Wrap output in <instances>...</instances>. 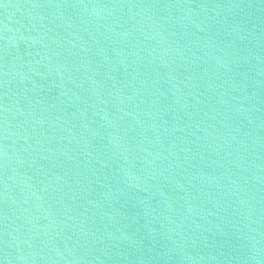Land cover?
<instances>
[{
	"label": "water",
	"instance_id": "95a60500",
	"mask_svg": "<svg viewBox=\"0 0 264 264\" xmlns=\"http://www.w3.org/2000/svg\"><path fill=\"white\" fill-rule=\"evenodd\" d=\"M0 264H264V0H0Z\"/></svg>",
	"mask_w": 264,
	"mask_h": 264
}]
</instances>
